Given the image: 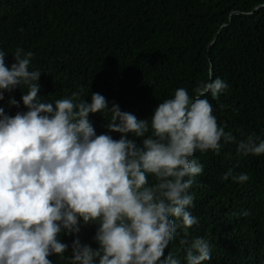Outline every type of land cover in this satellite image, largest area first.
Wrapping results in <instances>:
<instances>
[{
	"label": "clouds",
	"instance_id": "obj_1",
	"mask_svg": "<svg viewBox=\"0 0 264 264\" xmlns=\"http://www.w3.org/2000/svg\"><path fill=\"white\" fill-rule=\"evenodd\" d=\"M14 54L9 67L0 49V100L27 88V110L13 116L0 107V264H53L49 256L64 258L69 249L60 235L79 234L81 224L97 226V247L76 235L69 264L211 262L212 242L190 233L199 222L190 189L204 171L195 154H219L235 144L240 156L264 155V138L238 139L218 123L208 95L226 93L227 81L209 74L194 96L177 88L151 117L139 118L99 92L82 98L83 87L55 102L43 99L34 53L18 47ZM9 103L19 105L15 98ZM95 113L105 117L108 131L97 133ZM229 177L250 178L233 169L223 179ZM181 236L184 257L166 253Z\"/></svg>",
	"mask_w": 264,
	"mask_h": 264
},
{
	"label": "trees",
	"instance_id": "obj_2",
	"mask_svg": "<svg viewBox=\"0 0 264 264\" xmlns=\"http://www.w3.org/2000/svg\"><path fill=\"white\" fill-rule=\"evenodd\" d=\"M18 47L34 53L43 99L55 102L83 87L82 98L99 92L139 118L151 117L177 88L194 96L209 74L220 77L228 90L208 95L218 123L238 139L264 138V0H0V49L9 67ZM23 91L6 92L0 107L13 116L26 111ZM90 119L98 134L108 131L102 114ZM195 157L204 171L190 189L196 197L191 212L199 218L190 233L213 244L212 260L204 264H264V155L240 156L228 144L219 154ZM229 169L250 178L224 180ZM96 227L81 224L79 234L62 233L68 253L49 259L69 264L76 235L97 247ZM181 239L166 253L183 258Z\"/></svg>",
	"mask_w": 264,
	"mask_h": 264
}]
</instances>
